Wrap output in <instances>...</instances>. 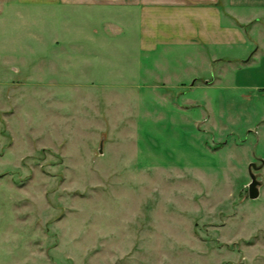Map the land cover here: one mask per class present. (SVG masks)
I'll return each instance as SVG.
<instances>
[{"label": "rangeland", "instance_id": "374dc122", "mask_svg": "<svg viewBox=\"0 0 264 264\" xmlns=\"http://www.w3.org/2000/svg\"><path fill=\"white\" fill-rule=\"evenodd\" d=\"M1 3L0 264H264V74Z\"/></svg>", "mask_w": 264, "mask_h": 264}, {"label": "crops", "instance_id": "0c3cea01", "mask_svg": "<svg viewBox=\"0 0 264 264\" xmlns=\"http://www.w3.org/2000/svg\"><path fill=\"white\" fill-rule=\"evenodd\" d=\"M10 7L68 9L104 21L101 12L124 10L137 19L142 51L184 56L196 77L204 72L253 69L264 74V0H1ZM102 17L104 18L102 20ZM204 65H208L203 72ZM197 79V78H196ZM219 81L214 76L205 84ZM181 84H185L180 82Z\"/></svg>", "mask_w": 264, "mask_h": 264}, {"label": "water", "instance_id": "95a60500", "mask_svg": "<svg viewBox=\"0 0 264 264\" xmlns=\"http://www.w3.org/2000/svg\"><path fill=\"white\" fill-rule=\"evenodd\" d=\"M100 152H103L102 144L100 145ZM253 169H257V166L255 163H252L249 167V174L251 177V182L249 183V186H248V192H249L250 199H257L260 197L261 181L258 179L257 175L254 173Z\"/></svg>", "mask_w": 264, "mask_h": 264}]
</instances>
